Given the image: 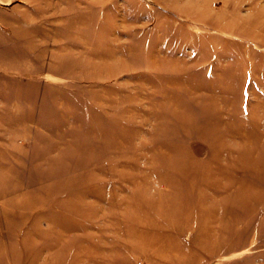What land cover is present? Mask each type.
<instances>
[{"label": "rangeland", "instance_id": "rangeland-1", "mask_svg": "<svg viewBox=\"0 0 264 264\" xmlns=\"http://www.w3.org/2000/svg\"><path fill=\"white\" fill-rule=\"evenodd\" d=\"M0 264H264V0H0Z\"/></svg>", "mask_w": 264, "mask_h": 264}, {"label": "bare ground", "instance_id": "bare-ground-1", "mask_svg": "<svg viewBox=\"0 0 264 264\" xmlns=\"http://www.w3.org/2000/svg\"><path fill=\"white\" fill-rule=\"evenodd\" d=\"M142 208V207H141ZM142 213V212H141ZM185 227V226H184ZM185 230V229H184ZM139 233V232H138ZM134 236V235H133ZM141 239H143V238H141ZM158 239V238H157ZM200 239V238H199ZM204 239V238H203ZM152 242V241H151ZM160 242V241H159ZM163 242V241H162ZM162 247V246H161ZM161 249V248H160Z\"/></svg>", "mask_w": 264, "mask_h": 264}]
</instances>
